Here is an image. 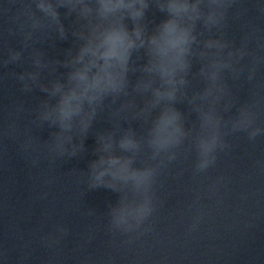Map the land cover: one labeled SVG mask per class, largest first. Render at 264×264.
I'll return each instance as SVG.
<instances>
[{
    "label": "clouds",
    "instance_id": "1",
    "mask_svg": "<svg viewBox=\"0 0 264 264\" xmlns=\"http://www.w3.org/2000/svg\"><path fill=\"white\" fill-rule=\"evenodd\" d=\"M240 2L5 0L0 15L16 26L8 32L22 37V49L9 48L7 58L0 62L3 67L22 61L23 49L31 47L33 33L45 27L46 20L66 39L61 9L64 18L75 13L83 23L73 33L82 41L74 56L69 49L70 58L46 62L42 52L33 50L31 70L14 73L21 91L38 89L46 95L23 128L19 114L25 109L17 105L10 113L15 119L3 130L4 135L19 141L33 166L42 156L49 161L77 157L86 151L83 138L93 129L99 113L107 109L110 127L93 132L95 158L84 171L86 188L118 194L115 202H106L104 215L107 232L122 238L121 244L132 245L155 233V218L163 205L161 178L171 173L175 162L194 154L190 175L193 180L206 178L221 154L234 147L229 136L243 133L250 143L264 137V80H257L258 69L264 65V29L244 23L239 43L227 38L230 16L239 19L247 11L238 8ZM254 7L264 17V2L254 0ZM156 13L163 14L158 22ZM194 61L199 63L195 72ZM55 65L67 71L59 73ZM45 74L52 78L46 79ZM242 76L252 88L241 103L228 78L239 81ZM193 79L203 86L193 88ZM178 105H186V109ZM45 125L54 129L48 139L32 134L33 126ZM77 136L81 137L79 143ZM255 165L264 172V160ZM184 171L178 170L177 177ZM44 183L52 180L46 178ZM230 183V178L220 175L195 192L187 205L186 236L198 232L211 209L224 203ZM47 195L44 192L40 198ZM95 212L90 208L88 215ZM68 231L57 222L54 231L41 240L52 248Z\"/></svg>",
    "mask_w": 264,
    "mask_h": 264
},
{
    "label": "water",
    "instance_id": "2",
    "mask_svg": "<svg viewBox=\"0 0 264 264\" xmlns=\"http://www.w3.org/2000/svg\"><path fill=\"white\" fill-rule=\"evenodd\" d=\"M4 4L5 0H0V6ZM238 8L247 11L239 19L230 16L227 29V38L237 43L244 23L264 29V17L255 9L254 0H241ZM60 11L66 39H61L56 25L46 20V26L33 33L31 47L23 49L21 62L7 67L0 63V264H264V172L255 165V161L264 160V137L250 143L243 133L229 136L234 147L221 154L206 178L192 179L194 154L175 162L171 173L161 178L159 196L163 205L155 218L156 232L132 245H123L122 238H113L105 227L106 202H115L118 194L103 188L88 191L84 176L88 161L95 158L93 132L110 127L107 109L99 113L93 129L83 138L86 151L77 157L49 161L42 156L39 164L33 166L19 141L4 135L3 130L15 119L10 113L17 105L22 104L25 109L19 114L23 128L46 95L38 89L21 91V82L14 75L31 70L30 53L38 50L46 62L54 63L70 58L69 49L74 56L82 43L73 33L81 29L83 21L77 20L75 13L64 18L65 10ZM162 16L156 13L157 22ZM15 27L7 16L0 15V62L7 58L9 48L22 49V37L8 32ZM55 66L59 73L67 71ZM198 68L199 63L194 61L193 71ZM45 75L46 79L52 78ZM245 76L239 81L228 78L234 97L241 103L249 98L252 88ZM257 80H264V65L258 69ZM202 86L199 79H193V88ZM178 107L186 109V105ZM192 118L195 119L194 114ZM134 126L140 130L138 124ZM52 130L47 125L33 126L32 134L46 140ZM80 139L77 136L76 142ZM180 169L185 170L184 174L177 177ZM220 175L231 180L224 203L211 209L198 232L186 236L184 228L190 216L187 205L196 191ZM46 178L52 183L45 184ZM44 192L48 195L41 199ZM205 203L212 202L205 199ZM90 208L96 210L95 215H88ZM57 222L65 224L69 231L58 245L49 248L41 237L52 233Z\"/></svg>",
    "mask_w": 264,
    "mask_h": 264
}]
</instances>
